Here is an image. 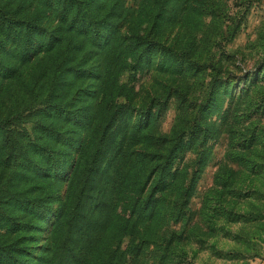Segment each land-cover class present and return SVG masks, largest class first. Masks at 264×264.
<instances>
[{
    "label": "trees",
    "instance_id": "obj_1",
    "mask_svg": "<svg viewBox=\"0 0 264 264\" xmlns=\"http://www.w3.org/2000/svg\"><path fill=\"white\" fill-rule=\"evenodd\" d=\"M186 1L132 0L140 6L135 20L132 13L127 19L131 9L126 0H37L41 8L36 13L52 16L47 24L38 15L18 17L17 7H0L5 38H0V48L10 39L21 61L43 53L50 65L49 72H41L46 78L39 92L26 91L20 110L0 119V227L20 234L5 242L0 238V264H129L131 259L144 264L150 244L154 249L149 253L159 254L155 264H168L176 253L172 246L180 236L174 231L155 240L157 234L145 239L136 232L144 221L151 227L159 220L182 221L206 164V150L197 155L186 186L173 165L183 151L203 147L219 133H212L202 118L221 90L227 94V85L220 79L221 68L209 66L213 73L204 100L191 106L196 110L191 121L183 92L166 90L151 96L146 107L135 106L131 87L119 84L118 73L125 68L140 72L155 57L162 72L199 73L204 65L194 60L193 43L175 50L142 31L144 24L176 19L188 7L206 9L214 24L212 0L204 6ZM12 70L0 61V76ZM78 81L85 85L70 95ZM173 96L178 121L182 118L184 124L178 122L169 135H157L154 123ZM17 179L20 190H14ZM23 179L36 183L22 185ZM176 185V194L166 200ZM11 207L22 213L20 222ZM23 214L29 217L23 220ZM35 219L49 228L39 230ZM32 231L45 232L46 238L29 250L22 244L37 243L23 240ZM125 237L127 250L121 247Z\"/></svg>",
    "mask_w": 264,
    "mask_h": 264
},
{
    "label": "rangeland",
    "instance_id": "obj_2",
    "mask_svg": "<svg viewBox=\"0 0 264 264\" xmlns=\"http://www.w3.org/2000/svg\"><path fill=\"white\" fill-rule=\"evenodd\" d=\"M204 1L187 0L186 5L204 6ZM212 1L216 8L213 25L212 15L206 9L188 7L176 19L148 22L142 26L150 39L155 38L175 50L189 41L193 43L194 60L204 65L198 74L162 72L158 70L157 57L140 72L133 73L125 68L118 73L119 84L131 87L135 106L146 107L151 96L165 94L166 90L183 92L191 121L196 114L195 107L191 106L204 100L213 73L209 66L221 68L220 79L227 85V94L221 90L215 106L202 118L212 133L218 129L219 133L209 138L203 147L183 151L173 165V171L178 172L176 178L186 186L196 170L197 155L206 150V164L198 173L194 194L183 211L182 221L175 224L159 220L153 227L144 221L136 234L145 239L157 234L155 240L159 234L169 238L171 232L177 233L180 237L172 246L176 253L168 258V264H264V0ZM4 4L17 7V16L21 18L38 15L42 24L52 19L49 13H36V9L41 8L37 0H0V7ZM125 5L131 9L127 19L130 13L135 20L140 18L139 2L134 7L132 0H126ZM0 38L5 39L1 30ZM2 48L0 61L13 72L7 77L0 76V119L20 110V98L26 91V94L39 92L46 78L41 72L43 69L49 72L50 68L49 59L43 53L31 62L21 61L18 46L10 39L5 40ZM84 85L78 81L70 95ZM179 115L176 96H173L154 123L155 134L169 135L178 122L184 124L182 118L178 121ZM25 126L28 128L29 124ZM36 181L23 179L21 184L34 186ZM176 188L177 185L169 189L166 200L174 197ZM14 190H20V179L16 180ZM9 210L20 222V210L16 207ZM21 217L25 220L29 216L23 214ZM34 223L40 224L39 230L49 228L36 219ZM39 232H28L23 239L34 238L37 243L26 241L22 246L30 250L45 242V232ZM15 236L20 234H11L0 227V238L4 242ZM128 241V237L123 239V250H127ZM156 242L164 245V241ZM152 249L150 244L144 264H155L154 259L159 254L151 255ZM129 264L141 263L131 259Z\"/></svg>",
    "mask_w": 264,
    "mask_h": 264
}]
</instances>
